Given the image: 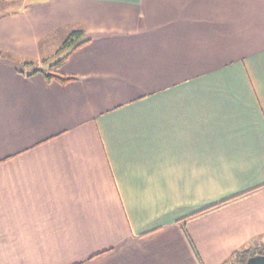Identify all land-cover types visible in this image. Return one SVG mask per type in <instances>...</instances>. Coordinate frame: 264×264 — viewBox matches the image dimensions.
Listing matches in <instances>:
<instances>
[{
	"label": "crops",
	"instance_id": "0c3cea01",
	"mask_svg": "<svg viewBox=\"0 0 264 264\" xmlns=\"http://www.w3.org/2000/svg\"><path fill=\"white\" fill-rule=\"evenodd\" d=\"M262 246L264 0H0V264Z\"/></svg>",
	"mask_w": 264,
	"mask_h": 264
},
{
	"label": "trees",
	"instance_id": "16d2710c",
	"mask_svg": "<svg viewBox=\"0 0 264 264\" xmlns=\"http://www.w3.org/2000/svg\"><path fill=\"white\" fill-rule=\"evenodd\" d=\"M90 40L85 37L84 31L82 29H75L72 30L64 39L61 46L59 47V52L67 50L66 53L59 59H57L50 67L52 69H55L54 72H46L41 69H33L30 74L36 73V72H42L45 75V78L47 80H55L60 84H65L67 82H70L72 80H75V78L66 76L58 71V68L62 63L67 59V57L76 49L83 46L84 44L88 43ZM20 72H23L19 70ZM256 255H264V246L260 247L259 250H255L253 252H250L249 249H243L238 252H236L233 255V261L235 264H246L247 260L250 257L256 256Z\"/></svg>",
	"mask_w": 264,
	"mask_h": 264
},
{
	"label": "water",
	"instance_id": "95a60500",
	"mask_svg": "<svg viewBox=\"0 0 264 264\" xmlns=\"http://www.w3.org/2000/svg\"><path fill=\"white\" fill-rule=\"evenodd\" d=\"M246 264H264V255H256L253 257H250Z\"/></svg>",
	"mask_w": 264,
	"mask_h": 264
}]
</instances>
